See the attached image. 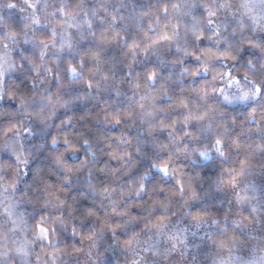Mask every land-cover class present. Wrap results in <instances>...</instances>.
I'll list each match as a JSON object with an SVG mask.
<instances>
[{
	"label": "clouds",
	"instance_id": "1",
	"mask_svg": "<svg viewBox=\"0 0 264 264\" xmlns=\"http://www.w3.org/2000/svg\"><path fill=\"white\" fill-rule=\"evenodd\" d=\"M0 264H264V0H0Z\"/></svg>",
	"mask_w": 264,
	"mask_h": 264
}]
</instances>
